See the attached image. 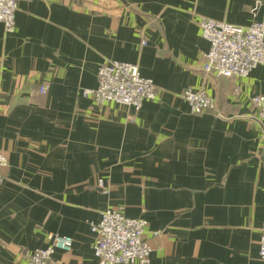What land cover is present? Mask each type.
<instances>
[{"label":"crops","instance_id":"0c3cea01","mask_svg":"<svg viewBox=\"0 0 264 264\" xmlns=\"http://www.w3.org/2000/svg\"><path fill=\"white\" fill-rule=\"evenodd\" d=\"M18 3L15 31L0 23V264H25L49 233L74 239L54 260L97 264L91 226L106 208L148 221L150 264H264V122L250 102L264 64L204 74L197 23L247 26L264 0ZM108 59L137 64L157 98L135 110L84 96ZM187 87L221 115L194 114Z\"/></svg>","mask_w":264,"mask_h":264},{"label":"built area","instance_id":"2783aa9c","mask_svg":"<svg viewBox=\"0 0 264 264\" xmlns=\"http://www.w3.org/2000/svg\"><path fill=\"white\" fill-rule=\"evenodd\" d=\"M18 10V0H0V23L8 34L15 31ZM197 23L202 37L210 45L204 54V74L247 77L254 68L264 64V20L241 26L199 15ZM45 91V87L40 88L41 93ZM156 93V84L151 78L142 76L137 64L114 59L99 65L97 87L83 90L84 96L97 103L114 102L135 110H139L146 100L156 99ZM181 96L194 114L210 111L221 115L217 112L215 99L205 89L187 87ZM250 102L255 117L264 122V94L252 96ZM6 166L8 158L0 153V184L4 181L2 170ZM100 215V220L91 226L97 264H150L152 247L146 237V219L127 217L114 208H106ZM48 240V245L35 249L25 264H61L54 260L56 251H70L74 243L72 236L58 233H49ZM259 256L264 262V227Z\"/></svg>","mask_w":264,"mask_h":264}]
</instances>
